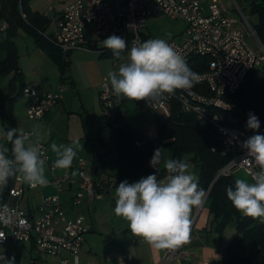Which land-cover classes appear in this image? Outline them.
<instances>
[{"label": "built area", "instance_id": "1", "mask_svg": "<svg viewBox=\"0 0 264 264\" xmlns=\"http://www.w3.org/2000/svg\"><path fill=\"white\" fill-rule=\"evenodd\" d=\"M231 1L240 15L242 29L236 25L233 13L222 0H210L208 5L199 0H72L57 19L53 36L48 37V40L67 60L73 50L104 52L102 41L113 34L122 36L129 47L133 42H144L142 33L152 14L161 13L182 19L185 22L184 32L178 40L168 43L185 59L187 65L192 58L204 60V70L196 72L199 76L196 88L149 98L144 103L162 118H170L174 109H180L184 113L194 114L200 122L212 125L220 143L221 155L230 156L219 174L228 175L236 169H242L251 180L250 173L259 171V168L253 158L244 160L248 153L242 145L254 134L236 125V104L230 99L251 70L264 69V44L237 1ZM192 65L195 64L191 61ZM64 88V83L53 92H38L31 87H24L22 94L30 98L27 117L39 121L61 99ZM98 98L103 116L110 118L116 111V95L111 86L102 83ZM1 139L2 136L0 148ZM40 145L47 155L45 145ZM53 165L47 159L46 166L51 172V182L57 193L71 188L73 183L76 185L71 197L73 207L79 206L84 199L92 200L101 196L95 190L93 170L84 159L75 157L72 166L63 174H56ZM25 186L32 187L17 175L13 186L8 189L6 200L1 201L3 192H0V211L6 210L12 217L9 225L0 223V233L5 236L0 240V245L33 243L50 256L63 250L77 255L84 235L90 229L85 217L77 215L73 219L66 218L58 194L44 195L34 210H23L19 207V201ZM185 244L165 250L160 264L184 258ZM0 256L7 258L5 252H0ZM257 260L254 259L251 264H260ZM65 262L62 261V264ZM30 264L40 263L32 259Z\"/></svg>", "mask_w": 264, "mask_h": 264}, {"label": "crops", "instance_id": "2", "mask_svg": "<svg viewBox=\"0 0 264 264\" xmlns=\"http://www.w3.org/2000/svg\"><path fill=\"white\" fill-rule=\"evenodd\" d=\"M71 1L25 0L24 8L20 12L28 27L27 29L24 27L16 28L13 35L18 55V72L21 74L17 77L18 80L16 79L14 82L13 79H15L17 72L12 71L3 74L10 78L7 95H10L11 101L9 125L3 130L18 128L30 133L38 131L39 142L46 145L48 159L51 163L56 159L50 148L53 141L57 144L71 145L68 143L73 139L78 142L85 140L86 142H81L82 145H79L76 158H83L87 165L94 170V181L101 196L92 200L84 199L79 206L73 207L71 197L76 187L75 183L72 184L71 188L61 193L56 192L60 198L65 217L73 219L77 215H83L90 226L89 231L84 235L81 250L77 255H71L68 251L63 250L55 256H50L34 246L33 243L2 244L0 245V252H5L7 258L14 257V264H24V258H28L30 261L32 259L37 260L41 264H62L64 260L66 261L65 264H160L165 250L155 249L139 237L134 236L128 229V222L114 213L115 190L119 185L117 184L118 162L115 144L111 139V127L105 126L118 120L119 124L127 123L136 131L143 132L150 138H158L159 131L155 120L157 115L145 105L143 100H134L139 108L146 107L154 114L152 123L148 128L137 129L127 120L126 110L121 106L125 98L118 96L116 98V111L105 120L98 98L99 84L102 81H110L107 77L108 72H118L119 66L127 62V55L131 47L127 46L119 58L115 57L113 52L101 56L96 51L73 50L67 56L68 69L62 73L47 47L38 43L31 33L33 28H39L42 30L39 32L45 38H51L57 19ZM199 1L204 5L210 3V0ZM248 2L245 0L246 5ZM18 8L20 9V5ZM235 20L237 21L236 25L242 29L243 26H239L240 21L236 18ZM6 27L7 23L1 21L0 41L5 36ZM143 34L145 36L144 41L148 40V35L144 32ZM0 52L3 53L0 56V60H2L5 57V51L0 50ZM61 83H64L65 86L61 99L45 112L39 121L29 119L27 110L30 98L22 95L21 89L31 87L38 92H53ZM1 95L0 93V97ZM68 112L78 115L80 123H78L74 134H71L69 129L59 134L56 129L57 123L64 120V114ZM82 113L86 114V120H82ZM66 128L69 127L65 126L64 129ZM36 139V135L31 136L33 142ZM4 140L9 146V154L11 155L12 144L6 139ZM165 146L170 147L171 145L165 144L161 148ZM170 148L171 153H168L167 159H172L173 148L172 146ZM45 167L47 168L46 165ZM158 168L164 169V166L159 165ZM64 171L66 172L67 169L61 170L60 173ZM189 173H194L197 176L196 170ZM142 177L146 176H139L129 183L137 182ZM48 184L36 187L25 186L19 207L27 211L34 210L40 198L47 195L46 187H54L51 182ZM26 191H31V195L27 196ZM197 211L198 213H196ZM193 217L196 218L190 229V239L183 246L186 256L171 259L164 264H222L223 251L228 242L223 241L222 236L220 237L210 230L211 217L208 209L203 205L201 208H193L191 219Z\"/></svg>", "mask_w": 264, "mask_h": 264}, {"label": "clouds", "instance_id": "3", "mask_svg": "<svg viewBox=\"0 0 264 264\" xmlns=\"http://www.w3.org/2000/svg\"><path fill=\"white\" fill-rule=\"evenodd\" d=\"M102 44L117 58L127 48L126 40L115 34ZM107 77L115 95L135 101L172 95L177 90L192 88L199 80L198 74L165 39L133 42L127 62L119 66L118 72L109 71ZM247 127L252 130L260 127L259 119L252 113H249ZM32 135L37 137L35 142L31 140ZM0 136L12 144L11 158L0 148V192L7 187L9 179L18 174L32 187L46 186L49 183L45 176L48 157L41 148L38 131L27 133L23 129L9 128ZM242 146L248 153L244 160L253 158L259 171L250 173L251 183L236 179L234 188H226L227 198L237 211L264 223V135H252ZM79 147V142L66 145L53 141L50 145L56 157L53 166L69 169ZM162 161L168 173L163 179L149 174L134 183L127 180L119 183L115 190L114 213L128 222L134 236L155 249L171 250L189 241L192 211L202 205L205 192L199 186L198 177L188 172L187 162L165 159L164 149L157 148L150 161L156 173ZM0 223H12L6 210L0 211ZM4 238L0 233V240ZM0 264H14V257L0 256Z\"/></svg>", "mask_w": 264, "mask_h": 264}, {"label": "trees", "instance_id": "4", "mask_svg": "<svg viewBox=\"0 0 264 264\" xmlns=\"http://www.w3.org/2000/svg\"><path fill=\"white\" fill-rule=\"evenodd\" d=\"M247 1L249 2L246 7H249L251 15L256 17L255 23L250 21L249 23L261 43L264 44V0ZM24 3L25 0H0V22L7 23L5 36L0 41V50L5 51L4 59L0 60V75L12 71L17 72L13 82L18 80L17 77L21 74L18 72V55L13 41L14 30L18 27L26 29L28 27L20 12L24 8ZM18 5H20V9ZM244 9H241L243 14ZM39 31L42 30L33 28L31 33L38 43L47 47L58 63L61 72L65 73L68 69V61L63 58L59 49ZM142 35L145 38L143 33ZM104 50L99 53L101 56L112 52L105 47ZM191 61L195 64L194 66H191ZM204 66V60L199 58H192L188 64V67L195 73L204 70ZM193 87L196 88V85L194 84ZM230 100L236 104L234 111L236 125L254 135H264V69L251 70ZM249 113L259 119L258 130L247 127ZM155 120L159 131L158 138H150L145 133L136 131L127 123L119 124L118 120L105 125L111 127V139L117 153V184L124 180L130 182L139 176H148L149 174H157L158 180L166 176L168 173L165 168H160L156 173V169L150 166V161L155 149L170 144L173 148L172 159L191 162L197 172L200 188L204 190L205 194L210 189L203 204L211 217L210 230L220 237L228 227L232 228L231 230L234 232L224 248L222 264H251L254 259H258V256L262 257L260 264H264V223L237 211L227 198L226 188L228 186L234 188L235 185L236 178L233 173L219 175L216 178L219 171L229 161L230 156L221 155L220 143L213 126L200 122L194 114L184 113L180 109H174L170 118L155 116ZM7 155L11 158L9 153ZM94 175L93 170V177ZM14 178L9 179L7 187L2 191L1 201L7 199L8 189L13 186ZM95 190L100 192L96 183Z\"/></svg>", "mask_w": 264, "mask_h": 264}, {"label": "rangeland", "instance_id": "5", "mask_svg": "<svg viewBox=\"0 0 264 264\" xmlns=\"http://www.w3.org/2000/svg\"><path fill=\"white\" fill-rule=\"evenodd\" d=\"M226 8L233 13L236 19L240 20V15L239 13L235 10L234 8V3H232L231 0H222ZM238 5L240 6L241 9H244L246 7L245 0H236ZM261 1V0H260ZM259 1V2H260ZM244 14L248 16V19L250 22L255 23L256 17L255 15H251L249 7H246L244 9ZM184 23L182 19H174L171 17H168L163 14H156V15H151L148 17L146 21V29L143 31L146 33L149 37V39H165L167 42L170 40H178L180 33L184 29ZM239 26L242 27V23H239ZM248 37V36H247ZM248 40L251 42V39L248 37ZM3 53L0 52V56H2ZM9 76L8 75H0V93L2 94L0 97V133L2 134L4 132V128L9 125V114H10V106H11V101L9 99L10 95H7L8 92V82H9ZM102 83H107L108 85L111 86L110 81H102L99 86H101ZM112 88V87H111ZM100 90V89H99ZM118 96L116 95V98ZM122 97V96H119ZM122 108L126 110V118L127 120L135 126L137 129H146L149 127V125L152 123L153 120V113L148 109V108H139L134 100H129V99H124L122 104ZM68 114V115H67ZM103 114V113H102ZM82 120H86V114L82 113ZM105 119V117H103ZM80 117L76 114H73L71 112H68L64 114V120H60L57 123L56 129L58 130L59 134H62V132H66L67 129H69V132L74 134L76 132V128L78 126V123H80ZM106 120V119H105ZM65 126L69 128H65ZM9 129V128H7ZM1 148L5 149L7 154L9 153V146L7 145L6 141L4 139L1 140ZM41 141V140H40ZM80 141V140H79ZM73 142H78L77 140L73 139L71 142L68 144H73ZM81 142H86L85 140H81ZM79 142V145H82V143ZM42 143V142H40ZM44 144V143H42ZM45 145V144H44ZM46 147V145H45ZM171 147V146H170ZM169 146H165L164 149V158L167 159L168 153H171V148ZM47 149V148H46ZM83 159V158H82ZM188 161V160H187ZM185 161V162H187ZM189 167H188V172L193 171L195 172L194 165L187 162ZM54 164V162H53ZM161 166L163 165V161L160 164ZM48 169V170H47ZM62 169L55 168V173L56 174H63L64 172L60 173ZM75 175V172L72 173ZM234 177L236 179L243 178L250 182L248 175L241 169V170H235L233 173ZM21 176V175H19ZM45 176L50 180L51 182V172L49 171V168L45 167ZM49 182V183H50ZM52 184V182H51ZM49 185V184H48ZM53 185V184H52ZM54 186V185H53ZM55 186H48L46 187V194L47 195H56V188ZM26 195L30 196L31 191L27 192ZM232 228H226V231L224 232L223 236L221 237L223 241L228 242L232 236H233V231L231 230ZM258 263H260L262 257L258 256ZM25 262L24 264H30V260L28 258H24ZM41 264V263H40Z\"/></svg>", "mask_w": 264, "mask_h": 264}, {"label": "water", "instance_id": "6", "mask_svg": "<svg viewBox=\"0 0 264 264\" xmlns=\"http://www.w3.org/2000/svg\"><path fill=\"white\" fill-rule=\"evenodd\" d=\"M219 175H220V174L218 173V175L216 176V178H217ZM211 186H212V185H211ZM210 188H211V187H210ZM209 191H210V189H209V190L207 191V193L205 194V197H204L203 203H204L205 199L207 198ZM203 203H202V205H203Z\"/></svg>", "mask_w": 264, "mask_h": 264}]
</instances>
